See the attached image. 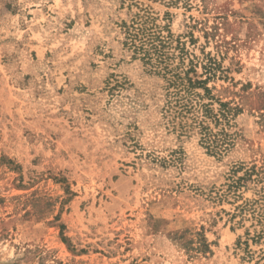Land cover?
<instances>
[{
    "label": "rangeland",
    "instance_id": "rangeland-1",
    "mask_svg": "<svg viewBox=\"0 0 264 264\" xmlns=\"http://www.w3.org/2000/svg\"><path fill=\"white\" fill-rule=\"evenodd\" d=\"M142 29L233 108L222 156L167 124ZM263 187L264 0H0V264H264Z\"/></svg>",
    "mask_w": 264,
    "mask_h": 264
},
{
    "label": "trees",
    "instance_id": "trees-1",
    "mask_svg": "<svg viewBox=\"0 0 264 264\" xmlns=\"http://www.w3.org/2000/svg\"><path fill=\"white\" fill-rule=\"evenodd\" d=\"M130 47L134 48L136 55L142 54L141 59L144 60L145 64L150 66V70L157 73H161L167 81V95L169 96V101L166 106L165 116L169 117L170 120L168 123H171L174 130L179 126L181 129L179 133L185 132L184 125L179 122L176 124V118H184L185 116L192 114V123L190 128H198V133H201V142L206 146L209 152L217 156H222L225 152L228 151L230 144L227 142L228 138L224 139L219 138V134H213L209 129V120L214 121L215 124H222L229 120L232 107L228 103H221L219 112H215L212 108L213 100L210 103H203L200 101L199 94L195 92V87L199 84L203 85L205 81H198L193 77L189 76L190 69L195 67V64L191 61V68L184 71V75L180 72L172 73V69L169 68L170 56L168 50L166 49L169 45V41L161 38V36L156 35L153 32H144L140 30L137 33H131L128 37V42ZM187 55V53H185ZM182 56V60H183ZM171 73V74H170ZM170 87H173V90H170ZM205 88V87H204ZM206 91H209L208 88H205ZM211 99H214L213 97ZM170 125V126H171ZM169 126V125H168ZM221 135H225L224 130H222ZM227 136V134H226ZM255 173V170H247L245 173L246 177H239L235 180V184L240 185L243 180L250 179L252 180V175ZM260 180V179H258ZM245 182V181H244ZM236 185V186H237ZM264 192V187L263 190ZM264 199V196H262ZM255 204V203H253ZM263 212H260V218H264V207L262 208ZM256 211V210H254ZM261 235H264V229L261 230ZM205 244V243H204ZM202 245H200V248Z\"/></svg>",
    "mask_w": 264,
    "mask_h": 264
}]
</instances>
